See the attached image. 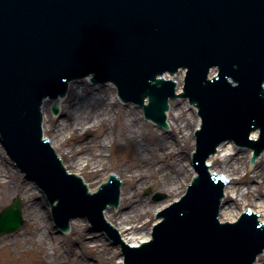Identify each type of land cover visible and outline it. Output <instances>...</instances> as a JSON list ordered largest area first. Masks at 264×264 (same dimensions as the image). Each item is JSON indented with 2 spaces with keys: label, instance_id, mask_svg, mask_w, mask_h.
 I'll return each mask as SVG.
<instances>
[{
  "label": "water",
  "instance_id": "water-1",
  "mask_svg": "<svg viewBox=\"0 0 264 264\" xmlns=\"http://www.w3.org/2000/svg\"><path fill=\"white\" fill-rule=\"evenodd\" d=\"M179 63L191 69L188 91L200 101L205 120L195 155L200 175L180 203L161 213L154 240L139 249L141 264H264V224L251 214L235 224L219 223L223 183L198 164L225 139L254 148L255 157L264 150V0H0L5 143L18 165L55 193L49 194L52 202L60 200L54 207L59 222L84 213L118 240L103 210L118 204L119 181L111 177L93 196L81 182L78 190L59 184L66 175L51 164L52 151L40 138L42 114V135L89 192L109 173L119 178L120 204L104 217L128 244H143L156 212L178 199L194 174L197 108L175 100L168 109L176 84L155 78ZM213 66L221 75L207 81ZM91 73L96 82L115 81L125 99L143 104L149 97L147 117L163 125L167 117L170 130L145 121L137 106L121 103L115 87L91 85L89 79L70 84L55 114L54 102L44 97L65 95L69 81ZM184 75L162 78L172 77L181 93ZM258 127L262 138L254 144L248 136ZM251 135L257 138L259 130ZM227 148L221 144L208 159L209 171L227 180L220 220L234 222L250 207L264 221V157L254 164L252 152ZM157 194L163 197L157 200ZM22 222L17 199L2 214L0 232L18 230Z\"/></svg>",
  "mask_w": 264,
  "mask_h": 264
},
{
  "label": "bare ground",
  "instance_id": "bare-ground-1",
  "mask_svg": "<svg viewBox=\"0 0 264 264\" xmlns=\"http://www.w3.org/2000/svg\"><path fill=\"white\" fill-rule=\"evenodd\" d=\"M6 158L0 145V201L6 196L11 198L18 195L23 198V223L26 221L28 224L25 232L16 236L17 244L15 237H12L14 249L19 248L24 254L38 251L42 264H116L115 258L120 252V246H107L103 234H89L85 220H71L72 231L67 234L70 236V246L60 236H54L55 226L43 198L36 197L27 180L20 183ZM10 264L13 262L10 261Z\"/></svg>",
  "mask_w": 264,
  "mask_h": 264
},
{
  "label": "rangeland",
  "instance_id": "rangeland-1",
  "mask_svg": "<svg viewBox=\"0 0 264 264\" xmlns=\"http://www.w3.org/2000/svg\"><path fill=\"white\" fill-rule=\"evenodd\" d=\"M7 163L11 164V168H12V163L10 161V158H6ZM16 174V176L19 178L20 183L22 182H26V179L24 177V175H22L21 173L18 172V170H16L14 167L12 168ZM27 183L30 184V186H32V188L35 191L34 188V184L30 181H27ZM38 194V191H37ZM39 196V195H38ZM19 197L18 195L13 196V197H9L6 196V198H4L2 201H0V212L7 207L8 205H10L13 200ZM20 199L22 200V211L25 207V200H23V198L20 197ZM79 219V218H78ZM79 220H83V219H79ZM27 222L25 221L23 224V227L16 232H12L9 234H5L0 236V264H10L13 262V264H42L41 260H40V256H39V252L38 251H30L29 253H23V250H20L19 248L14 249V246H12V237H15V243L17 244V237L18 234H23L25 232V229L27 227ZM89 231H90V225L87 223ZM90 234V232H88ZM68 233H64V234H59L58 231L55 229L53 231V235L54 236H60V238L64 241L67 242V245L70 246L71 242L70 240V236H67ZM97 234L98 236L101 234L100 232H96L94 231L92 235ZM105 238L103 237V240ZM3 243V244H2ZM105 243H107V246L109 247H113V245L111 244L110 241L105 239ZM120 254L117 255V257L115 258V262L116 264H121L120 262Z\"/></svg>",
  "mask_w": 264,
  "mask_h": 264
}]
</instances>
